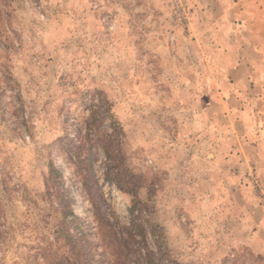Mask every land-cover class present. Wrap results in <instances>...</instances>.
I'll return each instance as SVG.
<instances>
[{
  "label": "rangeland",
  "instance_id": "rangeland-1",
  "mask_svg": "<svg viewBox=\"0 0 264 264\" xmlns=\"http://www.w3.org/2000/svg\"><path fill=\"white\" fill-rule=\"evenodd\" d=\"M8 11L0 264H78L94 210L125 233L133 199L152 264H221L245 248L264 258V0H12ZM50 161L82 220L47 193Z\"/></svg>",
  "mask_w": 264,
  "mask_h": 264
},
{
  "label": "trees",
  "instance_id": "trees-1",
  "mask_svg": "<svg viewBox=\"0 0 264 264\" xmlns=\"http://www.w3.org/2000/svg\"><path fill=\"white\" fill-rule=\"evenodd\" d=\"M11 1L12 0H0V44H7L8 41V30L6 29L5 23H2V21L5 19V15H9L8 8L11 7ZM110 148L111 147L108 145L102 146L103 152L108 161L110 163L112 161L113 163V152H111ZM109 162L106 163L105 178L108 183H111L114 174L110 170L111 167ZM48 168L50 178L46 180L47 193L50 195H56L62 209V217L65 218L66 216L71 215L79 221L82 220L81 217L76 215L71 209V203L73 201L72 193L68 186H65L63 182V174L55 168L51 161L48 163ZM51 177H53V179L55 178V181ZM54 186H56L55 190H53ZM100 200L105 202V199L101 195ZM138 203V199H133L131 202L129 211L130 223L127 226H123L125 233L116 232L114 225L109 218L104 214H101L99 211L94 210L98 230L95 234L90 233L92 236L91 240H88V238L84 236V233L79 234L73 246L77 247L76 261L79 262L78 264H84L88 255H92L96 252L100 254V264L153 263L152 252L148 249L143 253L140 251L143 248L141 243H144L145 231L137 222V216L135 213L138 209ZM137 236H139V241ZM221 264H264V258L260 254H255L245 248L225 256L221 261Z\"/></svg>",
  "mask_w": 264,
  "mask_h": 264
},
{
  "label": "bare ground",
  "instance_id": "bare-ground-1",
  "mask_svg": "<svg viewBox=\"0 0 264 264\" xmlns=\"http://www.w3.org/2000/svg\"><path fill=\"white\" fill-rule=\"evenodd\" d=\"M76 207V206H75Z\"/></svg>",
  "mask_w": 264,
  "mask_h": 264
},
{
  "label": "built area",
  "instance_id": "built-area-1",
  "mask_svg": "<svg viewBox=\"0 0 264 264\" xmlns=\"http://www.w3.org/2000/svg\"><path fill=\"white\" fill-rule=\"evenodd\" d=\"M257 182V181H256Z\"/></svg>",
  "mask_w": 264,
  "mask_h": 264
}]
</instances>
